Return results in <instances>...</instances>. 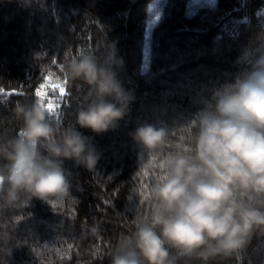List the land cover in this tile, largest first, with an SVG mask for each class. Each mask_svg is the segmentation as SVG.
Masks as SVG:
<instances>
[{
	"label": "trees",
	"instance_id": "16d2710c",
	"mask_svg": "<svg viewBox=\"0 0 264 264\" xmlns=\"http://www.w3.org/2000/svg\"><path fill=\"white\" fill-rule=\"evenodd\" d=\"M254 48L264 50V0H0V145L21 134L17 105L31 106L43 87L45 103L58 105L52 123L100 154L91 172L65 161L71 190L61 204L0 198V264H111L149 211L141 197L161 166L194 146L199 114L250 67ZM85 55L107 61L133 96L101 134L77 123L91 87L66 75L67 60ZM143 124L168 132L154 152L130 135ZM8 163L0 155V169ZM219 264H264V234Z\"/></svg>",
	"mask_w": 264,
	"mask_h": 264
},
{
	"label": "clouds",
	"instance_id": "9594fccd",
	"mask_svg": "<svg viewBox=\"0 0 264 264\" xmlns=\"http://www.w3.org/2000/svg\"><path fill=\"white\" fill-rule=\"evenodd\" d=\"M66 75L92 89L79 126L96 134L116 127L133 96L109 63L91 55L68 59ZM16 112L22 134L0 145L9 161L0 169V198L10 206L63 203L71 190L65 161L91 172L100 154L74 127L55 126L43 101L17 105ZM130 135L151 153L168 132L143 124ZM161 168L141 197L149 211L137 216L111 264H219L264 234V50L254 48L250 67L199 114L194 146L170 154Z\"/></svg>",
	"mask_w": 264,
	"mask_h": 264
},
{
	"label": "snow or ice",
	"instance_id": "6c2138e0",
	"mask_svg": "<svg viewBox=\"0 0 264 264\" xmlns=\"http://www.w3.org/2000/svg\"><path fill=\"white\" fill-rule=\"evenodd\" d=\"M60 93L64 92L63 88L59 89ZM36 97L43 101L44 104L46 105V107L48 108V111L50 112V119H52L54 116H58V105L54 104L51 100L48 101V103H45V99H46V91L45 89L42 87L40 88L36 93H35ZM22 134V133H21ZM154 183H155V179H154ZM93 231H95V229H93Z\"/></svg>",
	"mask_w": 264,
	"mask_h": 264
}]
</instances>
